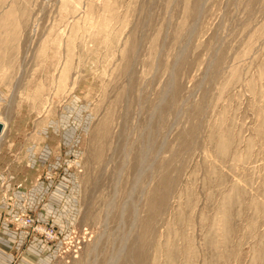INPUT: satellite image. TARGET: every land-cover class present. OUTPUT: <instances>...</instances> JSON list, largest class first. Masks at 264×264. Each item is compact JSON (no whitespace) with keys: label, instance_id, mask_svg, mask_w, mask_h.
I'll return each mask as SVG.
<instances>
[{"label":"rangeland","instance_id":"rangeland-1","mask_svg":"<svg viewBox=\"0 0 264 264\" xmlns=\"http://www.w3.org/2000/svg\"><path fill=\"white\" fill-rule=\"evenodd\" d=\"M0 122L64 171L50 264H264V0H0Z\"/></svg>","mask_w":264,"mask_h":264},{"label":"crops","instance_id":"crops-1","mask_svg":"<svg viewBox=\"0 0 264 264\" xmlns=\"http://www.w3.org/2000/svg\"><path fill=\"white\" fill-rule=\"evenodd\" d=\"M27 153L17 165L0 168V264H50L51 255L55 254L50 250L53 246L5 223L4 215L13 210L37 211L40 222L60 232L71 219L70 202L68 207L63 203V197L69 199L71 191L65 178L59 179L64 171L33 166L29 151ZM10 202L13 208L9 207Z\"/></svg>","mask_w":264,"mask_h":264},{"label":"built area","instance_id":"built-area-1","mask_svg":"<svg viewBox=\"0 0 264 264\" xmlns=\"http://www.w3.org/2000/svg\"><path fill=\"white\" fill-rule=\"evenodd\" d=\"M47 178H50V176ZM9 206H12L11 202ZM37 218V211H33L32 213L28 211H16L3 216L4 222L8 223L16 230L27 231L49 246L57 244L61 232L49 224L40 222Z\"/></svg>","mask_w":264,"mask_h":264},{"label":"water","instance_id":"water-1","mask_svg":"<svg viewBox=\"0 0 264 264\" xmlns=\"http://www.w3.org/2000/svg\"><path fill=\"white\" fill-rule=\"evenodd\" d=\"M2 130H3V124L0 123V134H1Z\"/></svg>","mask_w":264,"mask_h":264},{"label":"bare ground","instance_id":"bare-ground-1","mask_svg":"<svg viewBox=\"0 0 264 264\" xmlns=\"http://www.w3.org/2000/svg\"><path fill=\"white\" fill-rule=\"evenodd\" d=\"M0 123H2V122H0ZM3 124V123H2ZM3 130H4V124H3ZM3 130H2V132H1V134L3 133Z\"/></svg>","mask_w":264,"mask_h":264}]
</instances>
